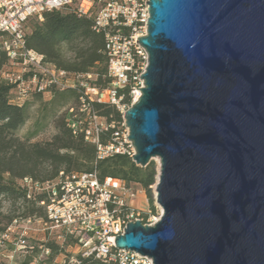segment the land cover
Returning <instances> with one entry per match:
<instances>
[{
  "label": "water",
  "instance_id": "95a60500",
  "mask_svg": "<svg viewBox=\"0 0 264 264\" xmlns=\"http://www.w3.org/2000/svg\"><path fill=\"white\" fill-rule=\"evenodd\" d=\"M132 160L158 158L153 224L115 246L153 264H264V0H148Z\"/></svg>",
  "mask_w": 264,
  "mask_h": 264
},
{
  "label": "built area",
  "instance_id": "2783aa9c",
  "mask_svg": "<svg viewBox=\"0 0 264 264\" xmlns=\"http://www.w3.org/2000/svg\"><path fill=\"white\" fill-rule=\"evenodd\" d=\"M145 1L148 0H0V46L11 66H20L17 73L3 71L1 75L15 84L17 101H22L33 91L43 93L49 92L51 86L60 89L68 86L64 80L67 72L44 63L41 54L26 47L24 36L28 20L42 21L45 11L72 6L78 14L91 16L93 30L103 35L111 84L102 90L87 87L89 91L80 96L78 108H69L72 116L67 119L74 132H83L84 139L95 146L97 160L116 154H126L132 159L135 153L132 142L126 137L129 130L123 115L124 108L127 109L141 94L138 88L143 87V78L139 76L148 63L147 51L136 42L137 37L147 32L149 4ZM26 73L29 75L24 78ZM86 76L92 77L89 73ZM126 87L131 98L129 105L124 102V93L120 92ZM88 100L115 106L123 113L122 122L119 125L106 122L90 107ZM108 128H113L110 137L102 141L101 134ZM21 183L27 189V197L38 193L44 195L39 204L45 217L12 219L0 233V264H22L15 261V256L33 247L28 244V237L34 223L42 225L56 243L72 240L78 246L77 254L69 257V263H76L77 255H80L111 260L116 264H153L146 254L115 246V238L124 233L127 222L140 220L143 224H153L160 216L149 209L130 205L132 186L122 179L105 177L101 180L95 171L61 170L51 181L39 182L26 177ZM37 248L43 258L50 254V249L42 243Z\"/></svg>",
  "mask_w": 264,
  "mask_h": 264
},
{
  "label": "trees",
  "instance_id": "16d2710c",
  "mask_svg": "<svg viewBox=\"0 0 264 264\" xmlns=\"http://www.w3.org/2000/svg\"><path fill=\"white\" fill-rule=\"evenodd\" d=\"M27 31L24 36L26 47L42 55L44 63L53 65L68 74L86 78L85 83L97 87L100 90L110 86L111 78L107 75L108 56L105 50V40L101 33L92 28L91 16L78 14L74 7L65 6L60 9L45 11L42 21L30 19L26 23ZM2 33L0 32V36ZM11 63L5 51L0 46V195L6 196L12 204L21 200L25 206L23 213L15 215L4 225L0 233L16 217L35 216L45 217V211L39 204L44 197L42 193L27 197L26 187L21 180L45 182L58 177L59 171L64 172H91L103 180L105 177L122 179L128 186L138 184L144 188L151 200L150 185L154 183L156 168L150 161L145 167L137 165L128 155L116 154L103 160L96 159L95 146L84 139L83 132H74L68 125L67 119L72 116L69 112L58 118L55 122L56 132L50 139L44 141H30V137L20 138L17 130L28 118L27 105L24 102L28 96L40 98L42 92L33 91L22 102L17 101V89L14 83L3 77V71H9ZM13 71H9L12 73ZM93 76L91 80L86 74ZM29 73L24 74L27 78ZM51 86L49 92L64 96L67 90ZM67 89V90H65ZM77 92L76 97L83 95V86ZM124 102L131 103L129 88H123ZM66 100V99H65ZM89 102V100H88ZM90 107L106 122L120 124L121 112L113 105L89 102ZM76 119V118H75ZM113 128H108L101 134V140L107 141ZM153 208V206H152ZM72 240L63 244L47 239L44 246L50 249L46 259L51 260L66 252L65 246H69ZM31 245V244H30ZM37 252V243L29 249ZM69 255L65 253L64 262L57 264H116L111 260L96 258L94 256L77 255L76 263H69ZM22 264H28L24 262Z\"/></svg>",
  "mask_w": 264,
  "mask_h": 264
},
{
  "label": "rangeland",
  "instance_id": "374dc122",
  "mask_svg": "<svg viewBox=\"0 0 264 264\" xmlns=\"http://www.w3.org/2000/svg\"><path fill=\"white\" fill-rule=\"evenodd\" d=\"M8 70L10 72L13 71L14 73H17L20 70V66L14 65ZM91 78L89 79L91 80ZM64 80L66 85L69 86L67 89H73L75 91L74 93L65 89L67 92L64 96H62L55 94L52 91H46L40 95V98H34V96L31 95L28 96L26 100L25 98L23 99L27 105L28 118L26 122L17 130V135L20 138L31 136L30 141H44L50 139L51 136L56 132V120L67 114V108L69 105L78 106L76 94L82 90L81 86H83V92L89 91L87 90L89 85L85 83L86 78L84 77H77L73 74H68ZM124 110H126V108H124ZM151 161L155 164L157 174V168L159 165L158 158L154 157ZM155 182L156 175L154 183L149 186L151 200L149 199L144 188L138 184H132V195L129 199V203L130 205L143 210L149 209L154 214H156V216H158L161 214V208L156 202ZM139 189H142L143 192H140ZM24 206L25 204L21 200H18L15 204H12L6 196L0 195V231L11 217L23 213ZM47 239H51L47 231L43 230L42 225L34 223L29 231L28 244L34 245L37 243L38 245ZM65 250L66 252H62L61 254L55 256L51 260V263L57 264V262H62L65 259V253H68L69 255H76L78 252V246L74 245L73 242H70L69 246H65ZM15 261L18 263L27 262L28 264H43L45 262H50V260L43 258L40 255L39 249L37 252H31L28 250L24 253H18V255L15 256Z\"/></svg>",
  "mask_w": 264,
  "mask_h": 264
},
{
  "label": "bare ground",
  "instance_id": "6f19581e",
  "mask_svg": "<svg viewBox=\"0 0 264 264\" xmlns=\"http://www.w3.org/2000/svg\"><path fill=\"white\" fill-rule=\"evenodd\" d=\"M156 180H157V178H156Z\"/></svg>",
  "mask_w": 264,
  "mask_h": 264
}]
</instances>
